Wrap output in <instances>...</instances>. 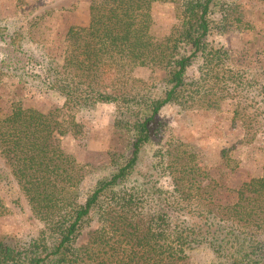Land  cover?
Masks as SVG:
<instances>
[{
  "label": "trees",
  "instance_id": "trees-1",
  "mask_svg": "<svg viewBox=\"0 0 264 264\" xmlns=\"http://www.w3.org/2000/svg\"><path fill=\"white\" fill-rule=\"evenodd\" d=\"M157 2L177 7L162 36L151 31ZM245 4L90 0L87 23L67 27L59 59L36 50L28 29L0 17V42L29 65L11 68L17 81L60 101L47 111L16 102L0 111V183H15L40 223L28 240L0 237V264H264V159L261 174L233 188L230 199L218 197L195 148L178 138L158 149L168 185L131 178L162 129L157 114L166 104L207 110L228 102L255 127L248 92L259 85L256 74L235 69L228 50L209 39L219 26L249 24ZM137 66L163 69L166 87L152 89L133 74ZM111 103L120 105L113 124L127 137L126 151L111 152L108 173L89 179L88 163L66 152L59 136L78 133L85 112ZM6 212L0 196V215ZM199 250L205 260L195 257Z\"/></svg>",
  "mask_w": 264,
  "mask_h": 264
},
{
  "label": "rangeland",
  "instance_id": "rangeland-1",
  "mask_svg": "<svg viewBox=\"0 0 264 264\" xmlns=\"http://www.w3.org/2000/svg\"><path fill=\"white\" fill-rule=\"evenodd\" d=\"M89 1L0 0V17L12 21L17 27L28 29L36 50L45 51L59 59L67 27L87 23ZM239 1L246 3L250 23L240 28L228 24L219 26L209 35V39L228 50L235 69L256 74L259 85L253 86L248 92L251 98L249 111L251 115L256 113L257 116L252 124L255 127H247V116L233 114V105L228 102H224L218 109L207 110H184L166 104L157 114L162 129L144 147L138 166L132 173L131 178H135V182L142 181V185H168L165 182L166 174L159 175L161 165L158 149L162 142L172 138H178L195 148L198 159L219 185L217 195L221 199H230L233 188L243 180L261 174L264 159V109L262 112L254 109L264 107V0ZM176 11V5L171 2H157L153 5L151 31L155 36L168 33L175 22ZM0 66V111L12 102L42 111L60 104L56 95L17 81L11 68H29L26 56L6 48L2 42ZM35 70L41 72L38 67ZM133 74L147 81L154 90L160 91L166 87L163 69L137 66ZM119 106L117 103L101 104L83 114L82 128L78 133L59 136L60 144L66 152L88 163L89 179L108 173L111 168L108 165L111 152L126 151L127 137L113 124ZM0 162H4L1 156ZM0 196L7 206V212L0 215V237L8 236L22 241L34 237L40 229V223L33 216L17 185L0 183ZM95 225L92 222L83 229L78 243L87 240ZM205 253L199 250L194 254L196 258L205 260Z\"/></svg>",
  "mask_w": 264,
  "mask_h": 264
}]
</instances>
